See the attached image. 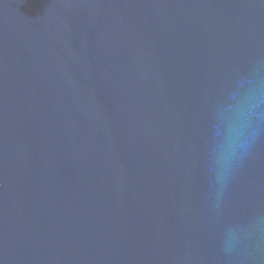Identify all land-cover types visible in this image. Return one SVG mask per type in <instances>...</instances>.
<instances>
[{"label": "water", "instance_id": "water-1", "mask_svg": "<svg viewBox=\"0 0 264 264\" xmlns=\"http://www.w3.org/2000/svg\"><path fill=\"white\" fill-rule=\"evenodd\" d=\"M0 264H264V0H0Z\"/></svg>", "mask_w": 264, "mask_h": 264}]
</instances>
